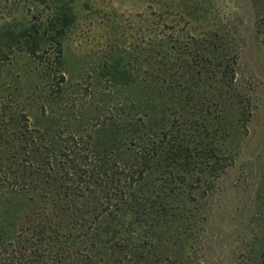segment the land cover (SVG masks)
I'll use <instances>...</instances> for the list:
<instances>
[{
    "label": "trees",
    "instance_id": "1",
    "mask_svg": "<svg viewBox=\"0 0 264 264\" xmlns=\"http://www.w3.org/2000/svg\"><path fill=\"white\" fill-rule=\"evenodd\" d=\"M67 12L10 32L0 56L56 47L61 66ZM211 45L173 70L165 58L108 66L109 109L86 146L0 101V264H203L208 201L253 116L238 53L217 35Z\"/></svg>",
    "mask_w": 264,
    "mask_h": 264
},
{
    "label": "rangeland",
    "instance_id": "2",
    "mask_svg": "<svg viewBox=\"0 0 264 264\" xmlns=\"http://www.w3.org/2000/svg\"><path fill=\"white\" fill-rule=\"evenodd\" d=\"M62 7L72 24L61 66L56 47L38 59L16 46L4 51L0 101L20 104L33 130L85 138L83 146L89 135L99 138L93 124L109 109L104 72L113 62L132 70L153 68L165 58L173 70L204 53L215 35L238 53L237 85L251 91L253 116L234 166L208 201L203 264H259L264 258V0H0V49L10 32L46 26ZM57 67L64 85L55 77Z\"/></svg>",
    "mask_w": 264,
    "mask_h": 264
}]
</instances>
